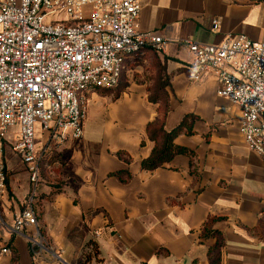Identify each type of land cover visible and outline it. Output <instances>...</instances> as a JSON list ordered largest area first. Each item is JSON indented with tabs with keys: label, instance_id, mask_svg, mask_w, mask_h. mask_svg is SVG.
Here are the masks:
<instances>
[{
	"label": "crops",
	"instance_id": "crops-1",
	"mask_svg": "<svg viewBox=\"0 0 264 264\" xmlns=\"http://www.w3.org/2000/svg\"><path fill=\"white\" fill-rule=\"evenodd\" d=\"M136 24L160 35L164 51H145L131 60L121 85L88 95L80 139L54 144L36 131L43 154L33 208L49 248L43 257L57 255L50 264H82V248L92 240L98 256L88 264H211L215 239L200 232L212 220L223 238L220 264H264V163L243 141L240 110L218 95L217 79L191 81L186 68L188 42L217 44L242 34L264 43V0H140ZM158 66L168 81L164 128L186 114L196 117L192 133L174 139L194 151L195 175L183 154L152 171L140 168L153 147L145 126L162 108L148 99ZM16 138L13 126L3 140L0 235L11 253L0 254V264L13 258L32 264L25 236L6 231L30 188L12 149ZM121 170L130 174L124 182L115 175Z\"/></svg>",
	"mask_w": 264,
	"mask_h": 264
},
{
	"label": "built area",
	"instance_id": "built-area-1",
	"mask_svg": "<svg viewBox=\"0 0 264 264\" xmlns=\"http://www.w3.org/2000/svg\"><path fill=\"white\" fill-rule=\"evenodd\" d=\"M139 10L140 0H0V190L6 181L3 140L16 126L12 149L30 188L6 231L25 236L32 264L58 259L43 257L49 248L33 208L43 154L36 128L54 144L80 139L88 95L116 88L131 60L147 49L164 51L160 35L137 29ZM187 46L188 78L217 79L218 95L240 110L243 141L264 163V43L229 34L217 44ZM6 253L11 247L0 235V254Z\"/></svg>",
	"mask_w": 264,
	"mask_h": 264
},
{
	"label": "trees",
	"instance_id": "trees-1",
	"mask_svg": "<svg viewBox=\"0 0 264 264\" xmlns=\"http://www.w3.org/2000/svg\"><path fill=\"white\" fill-rule=\"evenodd\" d=\"M262 1V0H256ZM146 51L154 52L151 49ZM168 85V81L163 78V67H157V78L154 80L153 85L149 88V101L153 103L161 104V112L152 121L148 122L145 126V133L149 140L153 142V147L149 155L143 158L140 162V168L144 171H152L161 167L164 163L168 162L177 154H183L190 159V173L195 175L196 165L194 163L195 153L187 147L174 143V139L181 134L192 133V123L195 120L193 114H186L182 117L177 125L173 128L166 130L163 126V118L166 113L167 107V94L164 91L165 86ZM116 155L125 161H129V157L125 152L118 151ZM115 175L122 181L130 178V174L121 170L115 173ZM212 220L206 222L200 232L201 238H214L215 243L208 248V255L211 264H220V248L223 245V238L219 231L211 228ZM98 251L96 243L89 240L82 248L80 259L82 264H88L91 260H97ZM12 264H15V259H12Z\"/></svg>",
	"mask_w": 264,
	"mask_h": 264
},
{
	"label": "rangeland",
	"instance_id": "rangeland-1",
	"mask_svg": "<svg viewBox=\"0 0 264 264\" xmlns=\"http://www.w3.org/2000/svg\"><path fill=\"white\" fill-rule=\"evenodd\" d=\"M123 77H124V76H123ZM122 81H123V80H121L120 85L123 83ZM37 130H38V129L36 128V131H37ZM94 260L96 261V259H94ZM96 262H97V261H96Z\"/></svg>",
	"mask_w": 264,
	"mask_h": 264
}]
</instances>
